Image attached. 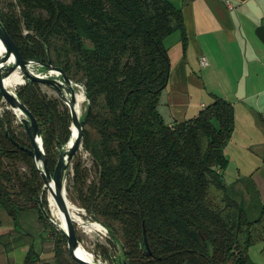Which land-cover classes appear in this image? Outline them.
Returning <instances> with one entry per match:
<instances>
[{
  "label": "trees",
  "instance_id": "1",
  "mask_svg": "<svg viewBox=\"0 0 264 264\" xmlns=\"http://www.w3.org/2000/svg\"><path fill=\"white\" fill-rule=\"evenodd\" d=\"M0 20L22 57L49 59L82 84L90 112L81 145L96 177L88 181L76 157L69 197L107 228L129 264H256L249 247L264 241V202L250 188L249 199H242L222 172L234 128L232 103L214 95L196 116L170 124L159 110L170 72L164 38L174 31L184 44L187 38L178 3L0 0ZM16 93L37 119L53 171L59 146L70 136L68 106L29 79ZM9 136L30 147L5 110L0 259L9 264L6 253L26 245L19 264H80L48 220L46 190L32 157Z\"/></svg>",
  "mask_w": 264,
  "mask_h": 264
},
{
  "label": "crops",
  "instance_id": "2",
  "mask_svg": "<svg viewBox=\"0 0 264 264\" xmlns=\"http://www.w3.org/2000/svg\"><path fill=\"white\" fill-rule=\"evenodd\" d=\"M172 1L182 8L187 38L184 44L179 31L164 38L170 72L160 113L170 124L196 116L214 95L229 100L234 128L224 148L223 177L231 175L225 181L242 199H249L250 188L264 202V0ZM26 248L9 250V264ZM260 251L264 259V246Z\"/></svg>",
  "mask_w": 264,
  "mask_h": 264
},
{
  "label": "water",
  "instance_id": "3",
  "mask_svg": "<svg viewBox=\"0 0 264 264\" xmlns=\"http://www.w3.org/2000/svg\"><path fill=\"white\" fill-rule=\"evenodd\" d=\"M0 41L4 45V53L0 56V94L2 100L7 103L14 112L16 108L22 112L23 117L20 118V124L29 139L30 147L21 145L17 141L13 140L10 136L9 137L18 148L23 149L32 157L43 181L42 191H49L59 209L64 213V227H60L57 222L54 223L66 238L69 255L80 264H109L107 262L95 259L87 260L78 254L77 251L80 242L75 232V221L70 215L66 198V173L69 169L73 156L81 146L82 131L85 127L86 118L90 112V104L88 101H86V107L83 115L80 116L77 113V86L80 85L83 93L84 88L82 84L71 80L60 67L52 65L49 59L45 63H40L36 60L22 57L17 44L14 42L13 38L1 20ZM46 54L47 56L49 55L48 51ZM33 65H40L43 72H35L33 69H31ZM15 69H19L24 77L23 82L20 84L24 83L25 79H29L40 84L50 86L55 90L57 96L68 106L71 117V135L65 146H59L58 157L53 171L49 170L46 163L40 128L38 126L36 117L31 112V110L19 99L16 91L8 89L3 84L4 77ZM84 98L86 99L85 93ZM73 127L75 128V133L74 137L72 138ZM114 261L115 262L112 264H129L124 256L121 257L120 261Z\"/></svg>",
  "mask_w": 264,
  "mask_h": 264
},
{
  "label": "rangeland",
  "instance_id": "4",
  "mask_svg": "<svg viewBox=\"0 0 264 264\" xmlns=\"http://www.w3.org/2000/svg\"><path fill=\"white\" fill-rule=\"evenodd\" d=\"M2 2H4V1H2ZM32 69L35 72H39V73L43 72L40 65H33ZM36 69H38V70H36ZM52 75H54V74H52ZM40 85H41L42 91L45 94H47L49 97H58L57 93L55 92V90L52 87L47 86L45 84H40ZM17 86H19V84ZM17 86L13 89L14 91H16ZM77 89L81 90L80 85L77 86ZM81 91H83V90H81ZM2 105H3V102H2V97H1L0 106H2ZM85 107H86V99L84 98V101L81 102L80 106H79L78 112H79L80 116L83 115V113L85 111ZM5 110H9L10 113L13 114V126H14V129L16 130V132H20L21 130L23 131V128L20 124V118L23 117V114L18 116L12 109H5ZM70 135H71V130H70ZM69 138H70V136H69ZM68 140H67V142H68ZM66 143H65V145H66ZM76 157H79V159L82 161L84 168L87 169L88 181L90 179H93L96 177V172H95L94 167L92 165L91 156L85 149H83V147L81 145L79 147V149L76 151L75 155L73 156L71 163H70V166H69V169L66 173V180H65L66 197L68 198V200L70 202H72L73 204H75L76 206L81 208V211L79 214L86 224H88L89 222H98L96 220H92L91 218H89L85 209L83 207H81L77 203V201H74L69 197V190L71 189V185L73 182L72 163ZM22 168L24 169L25 167L22 166ZM226 178L228 180H226V179L225 180L228 182L231 179V175L227 173ZM46 194H48L47 191H45V197H46V202H47V205H46L47 217H48V220L50 222H52L53 225L56 226V224H55L56 219L54 218V216L51 213L49 201H48V195H46ZM98 223H100V222H98ZM74 225H75V232H76V235H77V238H78L80 244L87 251H89L92 255H94L93 257L95 260L104 261V262H107L109 264H112L113 262H115L114 260L120 261V259L122 257L120 246H119V244H116V242L114 240L111 239L110 235L108 234L107 228L104 225L101 224L103 227L102 231L97 230L95 228H92L91 230H87L86 228H83L79 222H76V221L74 222ZM262 246H264V241L257 242V243H255L249 247V256L256 264H263L262 262L264 259L262 258V254L260 251ZM16 257H17V254L15 253V263L16 264H17V261H18V263H20L24 258V256L21 259H19V257H18V259L20 260L19 261Z\"/></svg>",
  "mask_w": 264,
  "mask_h": 264
},
{
  "label": "bare ground",
  "instance_id": "5",
  "mask_svg": "<svg viewBox=\"0 0 264 264\" xmlns=\"http://www.w3.org/2000/svg\"><path fill=\"white\" fill-rule=\"evenodd\" d=\"M3 53H4V45L0 41V56ZM30 68H31V66H30ZM36 70H38V69H36ZM52 73H55V72H52ZM23 78L24 77H23L21 71L19 69H15L11 73H9L7 76L4 77L3 84L8 89L13 90L18 84L23 82ZM81 90H82V88H81ZM81 90L76 91V100H77L76 109H77L78 114H79L78 111H79L80 103L84 101V93ZM15 113L18 116H20L22 114V112L17 108L15 109ZM72 131H73V136H72V138H73L74 133H75L74 127L72 128ZM46 195H48V201H49V206H50V210H51L52 215L56 219V222L59 224V226L64 227V213L59 209V207L57 206L56 202L54 201V199H53V197L49 191H48V194H46ZM67 205L69 206V212H70L71 217L74 219V221L79 222L83 228H86L87 230H91L92 228H95V229L101 230V231L103 230L102 225L98 222H89L88 224H86L79 214L81 211V208H79L78 206H76L75 204L70 202L68 200V198H67ZM77 252L79 255H81L83 258H85L87 260H94V257H93L94 255H92L89 251H87L81 244L79 245Z\"/></svg>",
  "mask_w": 264,
  "mask_h": 264
},
{
  "label": "built area",
  "instance_id": "6",
  "mask_svg": "<svg viewBox=\"0 0 264 264\" xmlns=\"http://www.w3.org/2000/svg\"><path fill=\"white\" fill-rule=\"evenodd\" d=\"M200 61H201V63H203V64H205V63L207 62L205 56H201V57H200ZM2 102H3V105L0 106V115L2 114V112H3L5 109H11V108L8 106L7 103H5L3 100H2Z\"/></svg>",
  "mask_w": 264,
  "mask_h": 264
}]
</instances>
